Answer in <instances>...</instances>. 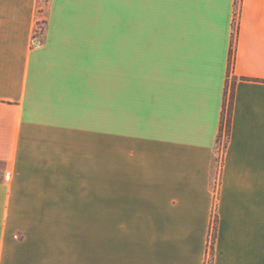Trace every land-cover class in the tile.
<instances>
[{
    "label": "crops",
    "instance_id": "0c3cea01",
    "mask_svg": "<svg viewBox=\"0 0 264 264\" xmlns=\"http://www.w3.org/2000/svg\"><path fill=\"white\" fill-rule=\"evenodd\" d=\"M0 264H264V0H0Z\"/></svg>",
    "mask_w": 264,
    "mask_h": 264
},
{
    "label": "trees",
    "instance_id": "16d2710c",
    "mask_svg": "<svg viewBox=\"0 0 264 264\" xmlns=\"http://www.w3.org/2000/svg\"><path fill=\"white\" fill-rule=\"evenodd\" d=\"M235 50L232 46L231 52H230V69L232 68L235 60ZM234 87L235 82L232 83L230 93L226 94L223 113H222V119H221V126H220V133L218 136V142L221 141V138L223 136V133H226L227 138H229L230 135V129H231V121H232V112H233V100H234ZM214 240V234L213 239ZM213 250V241L211 244V251Z\"/></svg>",
    "mask_w": 264,
    "mask_h": 264
},
{
    "label": "rangeland",
    "instance_id": "374dc122",
    "mask_svg": "<svg viewBox=\"0 0 264 264\" xmlns=\"http://www.w3.org/2000/svg\"><path fill=\"white\" fill-rule=\"evenodd\" d=\"M48 1L49 0H42V4L45 5L48 3ZM44 28H45V20L44 19L38 20L37 25H36L35 36H39L40 34H42L44 31ZM95 152H96L95 153V155H96V169H95L94 186H95V188H101V186H102L101 148H96ZM210 261H211V258H210Z\"/></svg>",
    "mask_w": 264,
    "mask_h": 264
},
{
    "label": "built area",
    "instance_id": "2783aa9c",
    "mask_svg": "<svg viewBox=\"0 0 264 264\" xmlns=\"http://www.w3.org/2000/svg\"><path fill=\"white\" fill-rule=\"evenodd\" d=\"M227 135L225 134V133H223V136H222V138H221V141L219 142V149H220V151L221 152H223V150H224V145H225V142L227 141Z\"/></svg>",
    "mask_w": 264,
    "mask_h": 264
}]
</instances>
